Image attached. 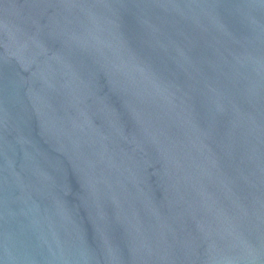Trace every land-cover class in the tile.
I'll use <instances>...</instances> for the list:
<instances>
[{"label": "water", "instance_id": "water-1", "mask_svg": "<svg viewBox=\"0 0 264 264\" xmlns=\"http://www.w3.org/2000/svg\"><path fill=\"white\" fill-rule=\"evenodd\" d=\"M0 264H264V0H0Z\"/></svg>", "mask_w": 264, "mask_h": 264}]
</instances>
